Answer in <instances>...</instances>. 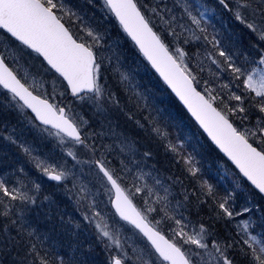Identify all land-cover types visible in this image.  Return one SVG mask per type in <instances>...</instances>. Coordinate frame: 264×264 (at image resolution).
Segmentation results:
<instances>
[{
    "label": "snow or ice",
    "instance_id": "obj_1",
    "mask_svg": "<svg viewBox=\"0 0 264 264\" xmlns=\"http://www.w3.org/2000/svg\"><path fill=\"white\" fill-rule=\"evenodd\" d=\"M0 264H264V0H0Z\"/></svg>",
    "mask_w": 264,
    "mask_h": 264
}]
</instances>
